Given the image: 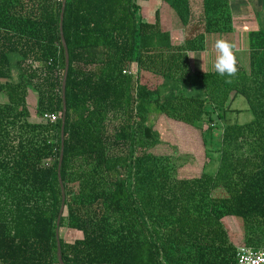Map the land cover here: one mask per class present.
<instances>
[{"label": "trees", "instance_id": "1", "mask_svg": "<svg viewBox=\"0 0 264 264\" xmlns=\"http://www.w3.org/2000/svg\"><path fill=\"white\" fill-rule=\"evenodd\" d=\"M147 1H65L59 229L81 237L59 236L62 261L236 264L225 219L241 222L243 245L264 248V27L247 32V69L235 55L238 72L225 83L214 70L193 73L189 56L205 52L211 37L232 34L230 0H161L183 27L179 45L158 11L153 22L143 20L139 3ZM61 5L0 0V264H58ZM145 75L163 82L151 88ZM193 76L202 98L178 87ZM237 96L253 120L214 122L211 115L234 112ZM44 114L58 117L51 123ZM207 129L221 130L213 174L204 171ZM177 138L202 147L198 171L178 153Z\"/></svg>", "mask_w": 264, "mask_h": 264}, {"label": "rangeland", "instance_id": "2", "mask_svg": "<svg viewBox=\"0 0 264 264\" xmlns=\"http://www.w3.org/2000/svg\"><path fill=\"white\" fill-rule=\"evenodd\" d=\"M229 3L233 20L232 34L228 36L211 37L207 43L205 52L190 54L189 58L193 73L213 70L212 66L215 60L213 46L217 39H225L232 43L234 45V54L239 59V63L245 70L247 69V32L264 27V10H262L264 9V3L260 0H230ZM139 4L141 6V15L144 21L153 22L154 13L158 11L161 27L164 31L169 33L172 44L179 45L182 43L183 27L176 15L165 3L161 0H148L147 2H141ZM142 82H146L151 88H154L163 81L161 79H155L150 75H145V77H142ZM178 87L185 95L197 98H202L204 96L202 86L194 76L190 80L178 84ZM231 108L234 112H225L222 118H218L216 114H214L211 115V119L217 122L218 125H240L253 120V116L248 111L247 103L243 97L237 96ZM205 137L208 142V162L205 159L207 164L204 171L205 173L213 174L218 165L217 160L219 158V152L216 150L221 143V130L207 129L205 130ZM211 137L212 140H210ZM182 140V138H177L175 141H178V153H181V155L188 154V160H190V163L187 164L188 168H195V170L198 171L201 161H204L203 151L201 150L202 147L200 144H192ZM195 158L199 160H194ZM192 160H194L193 163ZM223 223L229 233L230 239L234 241L235 245H243V228L241 222L237 219L227 218ZM59 236L65 242H73V240L81 237L80 234L66 231L64 228L59 229Z\"/></svg>", "mask_w": 264, "mask_h": 264}, {"label": "water", "instance_id": "3", "mask_svg": "<svg viewBox=\"0 0 264 264\" xmlns=\"http://www.w3.org/2000/svg\"><path fill=\"white\" fill-rule=\"evenodd\" d=\"M65 1L62 0L60 15H59V35H60V41L64 52V70H63V76L61 81V100H62V108H61V127H60V153H59V159H58V166H57V180L58 185L60 189L61 194V201L60 206L55 222V240H56V258L58 264H64L61 258V248H60V241H59V223L63 214L64 205H65V193H64V187L61 180V164H62V158H63V136H64V123H65V115H66V102H65V85H66V78L68 73V67H69V57H68V51L67 46L65 43V39L62 32V23H63V14L65 9Z\"/></svg>", "mask_w": 264, "mask_h": 264}, {"label": "clouds", "instance_id": "4", "mask_svg": "<svg viewBox=\"0 0 264 264\" xmlns=\"http://www.w3.org/2000/svg\"><path fill=\"white\" fill-rule=\"evenodd\" d=\"M215 60L213 70L221 77H226L225 83H231L238 72L234 45L225 39H217L214 43Z\"/></svg>", "mask_w": 264, "mask_h": 264}, {"label": "built area", "instance_id": "5", "mask_svg": "<svg viewBox=\"0 0 264 264\" xmlns=\"http://www.w3.org/2000/svg\"><path fill=\"white\" fill-rule=\"evenodd\" d=\"M56 115L44 114L43 119L53 123L57 120ZM236 264H264V248L255 250L244 245L236 247Z\"/></svg>", "mask_w": 264, "mask_h": 264}, {"label": "crops", "instance_id": "6", "mask_svg": "<svg viewBox=\"0 0 264 264\" xmlns=\"http://www.w3.org/2000/svg\"><path fill=\"white\" fill-rule=\"evenodd\" d=\"M262 3H264L263 1L264 0H260ZM261 9H262V7H261ZM262 10H264V9H262ZM36 93L35 92H33V91H29L28 92V96H27V99H26V103H27V105L29 106V108L30 109H33V107H35V105H36ZM35 117V116H34ZM34 117H32L31 118V120L32 121H34V120H36V119H34ZM237 247H238V245H236Z\"/></svg>", "mask_w": 264, "mask_h": 264}]
</instances>
